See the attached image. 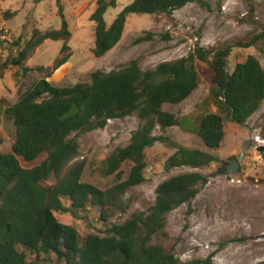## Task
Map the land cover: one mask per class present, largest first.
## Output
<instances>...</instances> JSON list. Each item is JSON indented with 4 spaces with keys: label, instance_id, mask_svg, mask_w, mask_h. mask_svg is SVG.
<instances>
[{
    "label": "trees",
    "instance_id": "1",
    "mask_svg": "<svg viewBox=\"0 0 264 264\" xmlns=\"http://www.w3.org/2000/svg\"><path fill=\"white\" fill-rule=\"evenodd\" d=\"M193 2L209 7L204 0H134L108 25L105 14L118 0H96L90 16L95 25L93 55L102 58L118 45L129 15H171ZM59 6L61 27L35 29L31 39L19 45L18 55L7 60L22 74L35 70L43 76L22 91L15 103L0 98V115L5 114L15 125L12 151L0 150V264H38L41 255L66 264H214L211 257L183 263L171 248L152 242L164 228L167 213L192 203L200 187L207 184V176L200 172L181 173L161 182L146 211L134 212L122 223L109 224V219L116 211L127 212L123 197L146 180L145 151L163 138L155 130L165 132L182 127L183 122L191 124L190 118L181 120L164 105H179L198 88L196 60L208 64L212 72L203 104L213 105L219 112H207L189 129L208 148H220L225 139L222 113L244 125L261 107L264 68L260 61L250 55L231 73L228 60L234 48L256 45L264 31L218 48L197 46L188 56L161 62L154 69L144 70L133 60L110 72L95 71L90 82L60 87L50 78L70 59L72 32ZM151 34L137 41L150 39ZM47 40L63 42L54 65L27 67L28 57ZM128 116L138 117L141 124L125 146L116 147L102 161V175L115 176L116 182L101 189L83 181L86 160L79 159L77 136ZM6 139L0 127V148ZM216 160L203 150L179 147L166 167L200 169ZM126 162L132 166L123 179ZM52 178L54 183L48 184ZM89 208L105 224L102 232L81 235L74 225L60 222L55 215L62 212L78 218Z\"/></svg>",
    "mask_w": 264,
    "mask_h": 264
},
{
    "label": "rangeland",
    "instance_id": "2",
    "mask_svg": "<svg viewBox=\"0 0 264 264\" xmlns=\"http://www.w3.org/2000/svg\"><path fill=\"white\" fill-rule=\"evenodd\" d=\"M133 1L118 0L117 6L105 14L106 23L110 25ZM204 1L208 8L193 2L171 15H129L118 45L102 58H96L92 53L95 25L90 20L96 0H60V3L57 0H0V98L15 103L22 91L43 76L35 70L22 74L21 69L8 65L7 60L18 55L19 45L30 40L35 29L45 31L61 27L59 5H62L72 32L68 43L70 59L50 78L60 87L90 82L95 71L110 72L133 60L142 69L150 70L161 62L188 56L197 46L218 48L263 33L264 0ZM13 12L16 14L8 17ZM148 32L152 33L150 39L137 41ZM62 44L45 41L28 57L25 65L52 67ZM250 55L255 56L264 68V38L254 46L234 48L228 60L229 72L232 73L236 64L244 62ZM196 66L200 76L198 88L181 104L164 105L165 110L181 120L190 118L193 125L207 112H219L215 106L203 104L211 88V69L199 60H196ZM222 116L226 135L216 150L208 148L192 133L188 122L165 132L156 129L155 134L163 138L145 151L146 180L125 194L123 205L128 206L127 212L116 211L109 224L122 223L132 213L146 211L156 198V187L164 180L197 171L207 176V184L200 187L192 203L167 213L164 228L152 242L171 248L183 263L211 257L214 264H264V159L257 149L264 146V101L244 125L233 122L225 113ZM140 124L138 117L128 116L110 120L104 129L78 135L79 159L86 160L82 180L101 189L111 187L116 178L102 175V161L116 147L125 146ZM0 127L7 138L0 150L11 152L15 141L14 122L1 114ZM179 147L203 150L217 160L200 169L187 166L168 169L166 163ZM242 152L246 156L240 173L218 171L229 157ZM131 166L130 162L123 164V179L127 178ZM47 183H54V178ZM55 215L60 222L74 225L81 235L105 229L99 215L90 208L82 211L78 218L62 212H55ZM38 264L66 263L51 262L41 255Z\"/></svg>",
    "mask_w": 264,
    "mask_h": 264
},
{
    "label": "water",
    "instance_id": "3",
    "mask_svg": "<svg viewBox=\"0 0 264 264\" xmlns=\"http://www.w3.org/2000/svg\"><path fill=\"white\" fill-rule=\"evenodd\" d=\"M258 151L260 152L262 158L264 159V146H259ZM246 156L245 152H242L240 155H233L228 158L227 161L222 163V166L219 168L221 173H233L238 174L242 171V163Z\"/></svg>",
    "mask_w": 264,
    "mask_h": 264
},
{
    "label": "bare ground",
    "instance_id": "4",
    "mask_svg": "<svg viewBox=\"0 0 264 264\" xmlns=\"http://www.w3.org/2000/svg\"><path fill=\"white\" fill-rule=\"evenodd\" d=\"M239 195V194H238ZM242 199V198H241ZM252 204V203H251ZM256 205H257V203H256ZM253 206H254V204H253Z\"/></svg>",
    "mask_w": 264,
    "mask_h": 264
}]
</instances>
